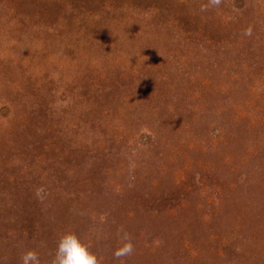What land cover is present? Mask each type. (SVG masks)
I'll use <instances>...</instances> for the list:
<instances>
[{
	"label": "rangeland",
	"instance_id": "374dc122",
	"mask_svg": "<svg viewBox=\"0 0 264 264\" xmlns=\"http://www.w3.org/2000/svg\"><path fill=\"white\" fill-rule=\"evenodd\" d=\"M65 231L264 264V0H0V264Z\"/></svg>",
	"mask_w": 264,
	"mask_h": 264
},
{
	"label": "clouds",
	"instance_id": "9594fccd",
	"mask_svg": "<svg viewBox=\"0 0 264 264\" xmlns=\"http://www.w3.org/2000/svg\"><path fill=\"white\" fill-rule=\"evenodd\" d=\"M220 0H210L211 4L218 5ZM126 251L117 249L114 255L119 258L133 251L132 244L124 245ZM21 264H39V256L34 249L26 250L21 256ZM51 264H101L98 255L91 250V245L74 231H65L57 241Z\"/></svg>",
	"mask_w": 264,
	"mask_h": 264
}]
</instances>
